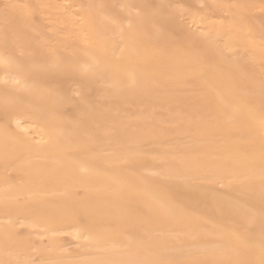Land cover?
Wrapping results in <instances>:
<instances>
[{"label": "bare ground", "instance_id": "obj_1", "mask_svg": "<svg viewBox=\"0 0 264 264\" xmlns=\"http://www.w3.org/2000/svg\"><path fill=\"white\" fill-rule=\"evenodd\" d=\"M262 121L264 0H0V264H261Z\"/></svg>", "mask_w": 264, "mask_h": 264}, {"label": "snow or ice", "instance_id": "obj_2", "mask_svg": "<svg viewBox=\"0 0 264 264\" xmlns=\"http://www.w3.org/2000/svg\"><path fill=\"white\" fill-rule=\"evenodd\" d=\"M17 83H19L17 81ZM262 126H264V121H262ZM262 160H264V156H262ZM261 175L262 177H264V168H262L261 171ZM261 194H262V199H264V183H262L261 185ZM248 223L250 224H255V223H259L260 226V230H261V242H260V251L262 256H264V210H262L259 218L255 217V216H247L246 217ZM249 243H251V241H249ZM221 264H224V262L222 261ZM227 264H232L231 261L227 262ZM261 264H264V260L261 261Z\"/></svg>", "mask_w": 264, "mask_h": 264}]
</instances>
